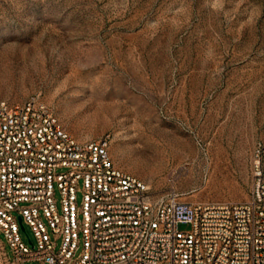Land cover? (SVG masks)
Listing matches in <instances>:
<instances>
[{
	"label": "rangeland",
	"instance_id": "rangeland-1",
	"mask_svg": "<svg viewBox=\"0 0 264 264\" xmlns=\"http://www.w3.org/2000/svg\"><path fill=\"white\" fill-rule=\"evenodd\" d=\"M35 96L79 142L110 135L152 200L245 203L264 142V0H0V102Z\"/></svg>",
	"mask_w": 264,
	"mask_h": 264
},
{
	"label": "built area",
	"instance_id": "built-area-1",
	"mask_svg": "<svg viewBox=\"0 0 264 264\" xmlns=\"http://www.w3.org/2000/svg\"><path fill=\"white\" fill-rule=\"evenodd\" d=\"M110 144V135L79 142L38 96L0 102V235L14 254L0 245V264H264V142L249 201L219 204L152 200L115 167Z\"/></svg>",
	"mask_w": 264,
	"mask_h": 264
},
{
	"label": "water",
	"instance_id": "water-1",
	"mask_svg": "<svg viewBox=\"0 0 264 264\" xmlns=\"http://www.w3.org/2000/svg\"><path fill=\"white\" fill-rule=\"evenodd\" d=\"M19 224H20L21 230L26 232V228H25V225L23 224V220L21 217H19ZM28 240H29V243L31 244L32 242L29 236H28Z\"/></svg>",
	"mask_w": 264,
	"mask_h": 264
}]
</instances>
